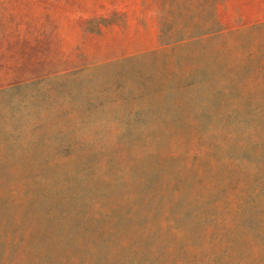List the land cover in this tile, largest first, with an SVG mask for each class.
I'll list each match as a JSON object with an SVG mask.
<instances>
[{"label":"rangeland","instance_id":"obj_1","mask_svg":"<svg viewBox=\"0 0 264 264\" xmlns=\"http://www.w3.org/2000/svg\"><path fill=\"white\" fill-rule=\"evenodd\" d=\"M0 264H264V0H0Z\"/></svg>","mask_w":264,"mask_h":264}]
</instances>
